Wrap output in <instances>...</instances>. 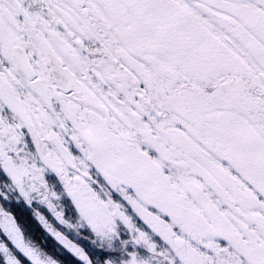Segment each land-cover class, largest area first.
<instances>
[{"label": "snow or ice", "instance_id": "1", "mask_svg": "<svg viewBox=\"0 0 264 264\" xmlns=\"http://www.w3.org/2000/svg\"><path fill=\"white\" fill-rule=\"evenodd\" d=\"M264 264V0H0V264Z\"/></svg>", "mask_w": 264, "mask_h": 264}, {"label": "flooded vegetation", "instance_id": "2", "mask_svg": "<svg viewBox=\"0 0 264 264\" xmlns=\"http://www.w3.org/2000/svg\"><path fill=\"white\" fill-rule=\"evenodd\" d=\"M65 259H67L69 261V264H72L71 257H69L67 254H65Z\"/></svg>", "mask_w": 264, "mask_h": 264}]
</instances>
